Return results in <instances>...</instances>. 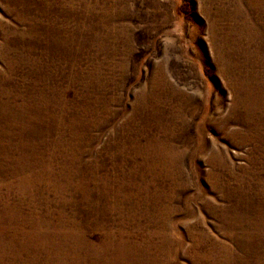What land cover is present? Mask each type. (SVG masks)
<instances>
[{
  "label": "rangeland",
  "instance_id": "obj_1",
  "mask_svg": "<svg viewBox=\"0 0 264 264\" xmlns=\"http://www.w3.org/2000/svg\"><path fill=\"white\" fill-rule=\"evenodd\" d=\"M0 264H264V0H0Z\"/></svg>",
  "mask_w": 264,
  "mask_h": 264
}]
</instances>
